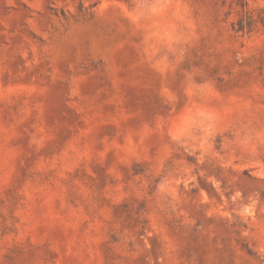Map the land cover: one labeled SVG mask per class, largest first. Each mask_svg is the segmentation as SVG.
Returning a JSON list of instances; mask_svg holds the SVG:
<instances>
[{
    "label": "rangeland",
    "instance_id": "374dc122",
    "mask_svg": "<svg viewBox=\"0 0 264 264\" xmlns=\"http://www.w3.org/2000/svg\"><path fill=\"white\" fill-rule=\"evenodd\" d=\"M231 1L0 0V264H264V26Z\"/></svg>",
    "mask_w": 264,
    "mask_h": 264
},
{
    "label": "trees",
    "instance_id": "16d2710c",
    "mask_svg": "<svg viewBox=\"0 0 264 264\" xmlns=\"http://www.w3.org/2000/svg\"><path fill=\"white\" fill-rule=\"evenodd\" d=\"M231 4L238 15V19L231 24V28L235 33L250 32L254 25L258 23L264 26V16H262L264 7L250 9L244 0H232Z\"/></svg>",
    "mask_w": 264,
    "mask_h": 264
}]
</instances>
